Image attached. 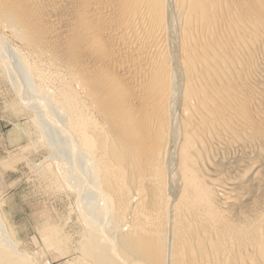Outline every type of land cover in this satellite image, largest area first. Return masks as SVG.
Masks as SVG:
<instances>
[{
	"label": "bare ground",
	"instance_id": "1",
	"mask_svg": "<svg viewBox=\"0 0 264 264\" xmlns=\"http://www.w3.org/2000/svg\"><path fill=\"white\" fill-rule=\"evenodd\" d=\"M0 67L64 161L62 264H264V0H0Z\"/></svg>",
	"mask_w": 264,
	"mask_h": 264
},
{
	"label": "rangeland",
	"instance_id": "2",
	"mask_svg": "<svg viewBox=\"0 0 264 264\" xmlns=\"http://www.w3.org/2000/svg\"><path fill=\"white\" fill-rule=\"evenodd\" d=\"M32 114L0 67V218L15 244L10 250L27 264H62L72 257L59 258L58 228L66 224L68 235L69 225L77 226L73 201L57 168L64 161L52 157Z\"/></svg>",
	"mask_w": 264,
	"mask_h": 264
}]
</instances>
